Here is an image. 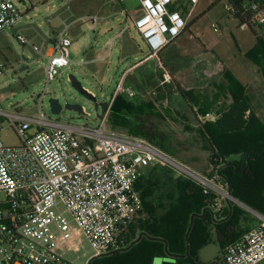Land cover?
<instances>
[{
	"label": "rangeland",
	"instance_id": "1",
	"mask_svg": "<svg viewBox=\"0 0 264 264\" xmlns=\"http://www.w3.org/2000/svg\"><path fill=\"white\" fill-rule=\"evenodd\" d=\"M135 1L120 3L117 0H23L18 5L19 9L25 13L27 8L29 11L19 26L26 29L21 33L18 27L13 32H0V61L5 64V73L0 77L1 107L5 111L30 117H39L43 110L46 116L54 121L97 127L101 120L98 118L95 104L72 87L69 75L74 74L86 89L97 95L98 101L110 99L121 81L124 70L150 54L142 39L141 30L132 21H127L123 13L126 10L133 13L136 10ZM228 6L229 0H199L185 31L161 52L160 58L167 68L178 72L193 68L201 59H218L223 68L231 71L247 87L250 104L264 121V77L259 67L247 58L257 46L255 36L264 39V24L253 29L240 27L238 19L229 12ZM66 26L73 41L70 57L74 62L87 60V53L93 51V48L109 52V57L95 65L72 64L69 68H64L56 80L47 83L48 60L37 53L32 44L40 47L42 41L46 40V48L51 47L50 37L57 38ZM18 34L31 40L32 44L20 43L16 38ZM114 37L115 41L111 46L110 41ZM158 65V58H151L142 65L140 63L134 70V75L126 77L122 85L125 89L128 86L133 87L136 95L131 97L132 95L124 90L120 97L130 100L136 106L132 115L134 122L131 123L130 129L160 153L190 170L184 165V157H198L202 161V137L198 131V119L205 116H195L194 111H199V107L192 110L172 83L168 85L163 82V69ZM220 72L205 78L199 85L201 89H194L201 96L199 106H205L203 102L207 100L206 96H210L209 101H212L215 91L224 83ZM152 93H156L155 98ZM51 98L59 99L63 106L66 103L80 104L85 112L64 109L61 114L55 115L49 103ZM230 103L228 94L219 97L210 110L215 118L203 120L215 121L216 111L222 110ZM0 122V138L3 143L10 147L18 146L20 138L9 120L0 116ZM107 126L113 131L130 135L127 128L113 129L109 121ZM31 132H35V129ZM192 173L198 176L196 171ZM179 175L191 177L186 171L172 164L154 162L142 172L140 178L146 185L151 182L160 183L161 191L157 196L160 195L163 199L165 195V203L166 194L175 188ZM194 180L208 189H211L209 185H215L207 178L205 180L209 185ZM220 190L219 194L224 196L223 190ZM236 204L245 209L238 232H241L239 230L243 227L261 220L240 201ZM95 255L96 251L85 238L78 252L67 253L68 258L75 264H88ZM200 255L201 264H212L221 256L214 228L210 229V242ZM162 262L163 258L154 260V264ZM261 264H264V261Z\"/></svg>",
	"mask_w": 264,
	"mask_h": 264
},
{
	"label": "built area",
	"instance_id": "2",
	"mask_svg": "<svg viewBox=\"0 0 264 264\" xmlns=\"http://www.w3.org/2000/svg\"><path fill=\"white\" fill-rule=\"evenodd\" d=\"M136 1L139 8L133 13L125 12L141 30L150 51L147 59L157 56L185 31L199 2ZM18 5V0H0V32L13 31L22 19ZM250 9L251 23L263 25L264 8L252 3ZM67 30L68 26L45 54L44 43L36 49L48 60L47 83L74 64L70 57L73 41ZM16 38L23 45L32 44L22 34ZM217 66L214 69L207 65L194 74L204 79L211 77L223 70L221 62ZM159 67L163 68L160 64ZM4 73L5 64L0 61V77ZM169 80L165 72L164 83ZM121 87L122 82L106 100L109 106L97 127L54 121L43 110L39 117L5 111L0 103V116L9 120L20 138L15 147L6 146L0 138V264H75L67 253L78 252L83 238L96 255L104 254L115 246L118 227L128 224L142 207V197L135 185L143 169L159 162L172 164L186 174L191 172L142 137L108 128L109 112ZM212 114L207 113L203 119L215 118ZM33 128L35 132H31ZM203 183L209 185L208 181ZM209 186L221 191L215 185ZM223 193L228 196L225 190ZM258 217L261 220L257 227L227 246L221 258L223 264L264 261V215Z\"/></svg>",
	"mask_w": 264,
	"mask_h": 264
},
{
	"label": "trees",
	"instance_id": "3",
	"mask_svg": "<svg viewBox=\"0 0 264 264\" xmlns=\"http://www.w3.org/2000/svg\"><path fill=\"white\" fill-rule=\"evenodd\" d=\"M252 3L264 8V0H229V6L232 7L229 12L236 16L240 27L253 29L261 26L251 23ZM255 37L257 46L247 58L259 67L264 77V39L258 35ZM223 78L224 83L215 91L213 100L209 101L210 96H206L207 100L203 102L205 106L202 107L199 106V92L182 88L178 91L192 110L199 107V111H194L197 117L210 113L219 97L229 95L230 105L216 111L215 121L198 119V131L209 150V169L205 178L214 182L224 179L230 184L235 199L264 215V121L251 106L247 87L229 70L224 71ZM135 109L134 103L124 100L118 94L109 112V124L113 129L127 128L128 134L138 136L130 129ZM247 159H250L248 163ZM140 177L135 187L142 197L141 209L133 214L128 224L118 227L115 246L105 251L115 253L97 257L91 264H154L156 258L166 257L167 254L184 256L188 251V255L178 258L177 262L201 264L200 251L210 242L212 226L216 231L221 255L228 245L243 235L244 229L238 232V227L242 223L245 209L231 202L230 215L229 205L219 206L220 194L215 190L203 187L191 177L179 175L175 188L166 194L168 203H163L165 195L163 199L157 196L161 191L160 183L151 182L146 185ZM204 210L205 217H195L187 241L191 216L202 215ZM141 233L145 236L138 243L122 251ZM219 261L220 258L212 264H219Z\"/></svg>",
	"mask_w": 264,
	"mask_h": 264
},
{
	"label": "crops",
	"instance_id": "4",
	"mask_svg": "<svg viewBox=\"0 0 264 264\" xmlns=\"http://www.w3.org/2000/svg\"><path fill=\"white\" fill-rule=\"evenodd\" d=\"M22 1L23 0H18L19 4ZM135 2H136V6L135 7H136V10H137L139 8V3H138V1H135ZM28 11H29V9L27 8V12ZM21 12H22V15H23V17H22V19H23L27 15L26 14L27 12L26 13L24 11H21ZM123 13H124L125 17L127 18V21L130 20V21L133 22V20L131 18V15L129 13H127V12H123ZM22 19L14 27L13 31H15V29L17 27H18V31L20 33L26 29V28H24L22 26H19L20 25V22L22 21ZM13 31H11V32H13ZM55 38H56V36L50 37V40L49 41L53 42L55 40ZM114 41H115V37L110 41V45L111 46L114 44ZM43 43L45 44V48H46L47 41L46 40L42 41L41 46H42ZM32 46L33 47H36V49H38V48L41 47V46L40 47L34 46V44ZM44 49H43V54H45L47 52V48H46V51L45 52H44ZM161 52L157 56H155L153 58H158L159 59V64L163 66V68H162L163 69L162 70L163 78H164V73L165 72L169 75L170 80L168 82H165V83H167L168 85L172 83L174 85L175 89H177L176 91L178 93H179V91H178L179 88H182V89H185V90L201 89L202 87H200L199 85L202 84V82L204 81V78L198 77L194 73L197 70H200L202 67H205L207 65H209V66L213 67L214 69H216L218 67L217 66L218 63H220V61L218 59H213V61L210 60V59H201V60H198V62L196 63L195 66H193V68L188 69V70H186L184 72H178V71H174V70L172 71L171 69L167 68V66L162 62V60L160 58ZM87 55L89 56V58L87 60L82 59L78 63L74 62V64L76 63V64H79L80 65L81 63H88L90 65H95L98 62L105 61L109 57V52H107V51H100L98 49L96 50V49L93 48V51H91L90 53H87ZM150 59H147V57H145L143 60L139 61L138 63H135L134 65L128 66L124 70V73H123V75H125V78L128 77V76L134 75V70H136V68H138V65L140 63H141V65L142 64H145ZM139 67H141V66H139ZM158 67H159V65H158ZM225 70L226 69L223 68V70H221V72L219 71L220 74L223 75ZM125 78L122 80V77H121V81L120 82H122V85L124 83ZM120 82L118 84H120ZM186 84H188L189 86L186 87L185 86ZM121 89L122 90L118 94H121V92L125 90L127 93H129L130 95H132L131 97H134L136 95L135 91L133 90V87H131V86H128L126 89L123 88V86H122ZM147 95H149V94H147ZM152 96H153V93H152ZM153 98H155V96H153ZM128 99H130V98H128ZM207 146H208L207 143L202 138V149H203L202 150V156H201L202 157V161L200 159H198V157H196V158H192V157L186 158V157H184V162L186 164H184V162H183V164L187 168H189L191 170V172L192 171H196V173L198 174V176L203 177L204 179H206L205 177H206V174H207L208 169H209V163H208L209 150H208V147ZM147 169H148V167L145 168V169H143L142 172H145ZM208 181L211 182V183H214L218 188H220L222 190H225V191L227 190V183L222 178L218 179L217 182H214L213 180H208ZM220 196L221 197L219 199V206L220 207L221 206H226L227 207L228 206V203L226 201H224L225 200V197L222 196V195H220ZM245 222H247V221H245ZM259 224H260V221L257 220L252 225L243 227L242 229H244V231H242V234H244L245 232H248L249 230L257 227ZM211 228H213V226ZM215 233H216V231H215ZM216 239H217V236H216ZM217 242H218V240H217ZM203 248L201 249V251H203ZM200 258H201V255H200ZM219 258H220L219 264H223V262L221 260L222 255Z\"/></svg>",
	"mask_w": 264,
	"mask_h": 264
},
{
	"label": "water",
	"instance_id": "5",
	"mask_svg": "<svg viewBox=\"0 0 264 264\" xmlns=\"http://www.w3.org/2000/svg\"><path fill=\"white\" fill-rule=\"evenodd\" d=\"M69 80L72 84V87L80 94L82 95L83 97H85L86 99L92 101L94 104H95V109L97 111V114H98V118L99 119H102L104 117V114L106 113L107 109H108V106H109V103L107 101H98V98H97V95H95L94 93L90 92L88 89H86L82 83L77 79V77L74 75V74H70L69 75ZM49 103H50V106H51V109H52V113L55 114V115H59L61 114V112L64 110V109H68V110H75V111H78L80 113H84V108L83 106H81L80 104H75V103H66L65 106H63V104L60 102L59 99L57 98H51L49 100ZM264 153V151H263ZM250 159H247V163L249 162ZM219 172V170H218ZM187 174L191 177H193L194 179H197V180H200L202 183L203 181H206L205 179L203 178H200L198 176H196L194 173L192 172H187ZM207 182V181H206ZM227 183V190H226V193H227V197L225 198L224 201H226L230 207V215L232 214V205L230 204L231 202H234V203H238V200L235 199L233 196H232V188L230 186V184L228 182ZM246 206V205H245ZM248 207V206H246ZM249 208V207H248ZM251 209V208H249ZM253 212H255L257 215H261L263 216L262 214L254 211L253 209H251ZM210 211V210H209ZM205 214H206V210H204L203 214L202 215H198V214H193L191 216V221H190V227H189V230L186 234V239L188 241V238H189V234H190V231L193 227V224H194V219L195 217H199V218H203L205 217ZM145 236L144 233H141L138 238L133 241L128 247L122 249V251H127L129 250L134 244L138 243L142 237ZM167 249V247H166ZM188 249H189V246H188ZM115 252H110V253H104V254H101V255H95L94 257H92L88 264H91L92 260L97 258V257H103V256H107V255H110V254H113ZM189 251L186 253V255L184 256H171L169 254H167L166 257H161L163 258V262L162 264H179L177 262V259L178 258H185L187 255H188ZM183 264V263H182Z\"/></svg>",
	"mask_w": 264,
	"mask_h": 264
}]
</instances>
